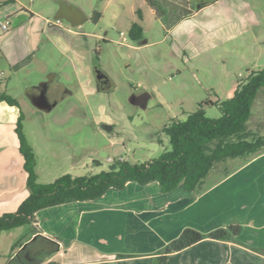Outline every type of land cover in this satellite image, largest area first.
<instances>
[{"label":"rangeland","instance_id":"374dc122","mask_svg":"<svg viewBox=\"0 0 264 264\" xmlns=\"http://www.w3.org/2000/svg\"><path fill=\"white\" fill-rule=\"evenodd\" d=\"M17 1L31 13L5 31V51L13 53L11 67H0V94L17 103L40 184L65 174L108 171L109 159L130 164L157 159L169 149L165 127L200 106L205 117L218 119L219 107L205 103L228 99L239 80L264 69V0H224L173 31L174 23L156 19L142 0ZM137 10L143 15L141 42H147L141 46L128 37L130 25L139 21ZM223 15L233 26L226 38L214 37L225 25L219 21ZM200 23L211 33L200 30L194 38ZM94 66L106 89L97 90ZM49 81L56 103L40 111L30 97ZM142 97L144 105L134 101ZM253 101L246 127L264 136V89ZM230 163L214 170L223 174ZM23 231L2 232L0 253L21 244Z\"/></svg>","mask_w":264,"mask_h":264},{"label":"crops","instance_id":"0c3cea01","mask_svg":"<svg viewBox=\"0 0 264 264\" xmlns=\"http://www.w3.org/2000/svg\"><path fill=\"white\" fill-rule=\"evenodd\" d=\"M5 1L0 0V21L8 19L11 24L31 13L17 0L7 5ZM142 1L156 19L174 23L173 31L182 21L224 0H160L158 10ZM219 21L225 25L211 35L226 38L233 20L223 15ZM203 23L193 30L194 38L200 30L211 33ZM0 37V67H11L13 52L5 51V32L0 30ZM252 108L253 103L251 112ZM18 117L16 106L0 102V216L16 211L30 193L15 134ZM228 162L229 170L215 171ZM224 164L213 167L194 193L178 188L161 194L157 183H128L93 202L40 210L22 226L23 242L0 253V264H158V253L186 228L209 233L230 225L239 227L234 242L204 239L170 253L166 264H264V151Z\"/></svg>","mask_w":264,"mask_h":264},{"label":"trees","instance_id":"16d2710c","mask_svg":"<svg viewBox=\"0 0 264 264\" xmlns=\"http://www.w3.org/2000/svg\"><path fill=\"white\" fill-rule=\"evenodd\" d=\"M159 1L146 0L155 10L161 9ZM10 2L5 1V5ZM137 14L139 21L130 25L128 37L131 42L139 44L144 31L140 23L142 16L139 12ZM262 89L264 69L252 71L239 80L230 98L205 103L219 107L221 116L218 119L205 117L200 106L185 120L171 122L164 128L169 149L153 161L130 164L126 160H114L108 171L78 177L65 174L49 184L37 182L35 156L25 139L22 117L19 116L15 134L30 193L16 211L0 216V234L30 224L40 210L71 202H93L110 190H123L128 183L139 186L157 183L161 194H169L180 187L194 193L213 167L231 159L249 158L264 148V136L246 127L253 100ZM0 102L17 107L16 101L5 94H0ZM238 235L239 227L236 225L209 233L186 228L158 253L157 263L166 264L170 253L180 252L204 239L234 242Z\"/></svg>","mask_w":264,"mask_h":264},{"label":"flooded vegetation","instance_id":"af4514ba","mask_svg":"<svg viewBox=\"0 0 264 264\" xmlns=\"http://www.w3.org/2000/svg\"><path fill=\"white\" fill-rule=\"evenodd\" d=\"M94 74L96 76V88L97 90H103V89H106V80H105V77L103 76V73L100 69H98V67L94 66ZM52 89V81H49V82H46V83H43L42 85H40L36 90H37V93L36 94H31L32 96H38L41 92H44L47 100L51 103V104H55L56 102H54L52 100V98L55 96L56 92H52L51 91ZM54 102V103H53ZM105 129H110L111 131V128L107 127V126H104ZM124 160V159H123Z\"/></svg>","mask_w":264,"mask_h":264},{"label":"water","instance_id":"95a60500","mask_svg":"<svg viewBox=\"0 0 264 264\" xmlns=\"http://www.w3.org/2000/svg\"><path fill=\"white\" fill-rule=\"evenodd\" d=\"M30 101H31L32 105H33L36 109H38V110H40V111L48 112V111H50V110L52 109V107H53V104H51V103L47 100V98H46L44 92H41L38 96L30 97ZM134 101H135L136 103H142V105L145 104V102H144V98H143V97H142V98H135ZM108 128H109V127H108ZM108 130H110V129H108Z\"/></svg>","mask_w":264,"mask_h":264},{"label":"built area","instance_id":"2783aa9c","mask_svg":"<svg viewBox=\"0 0 264 264\" xmlns=\"http://www.w3.org/2000/svg\"><path fill=\"white\" fill-rule=\"evenodd\" d=\"M9 25L10 24H9L8 19H5V21H0V30L2 32L7 31ZM121 35H122V33H121ZM240 77H241V75L238 76V78H240ZM109 160L113 162V160H111V159H109ZM118 160H123V158L119 157Z\"/></svg>","mask_w":264,"mask_h":264}]
</instances>
